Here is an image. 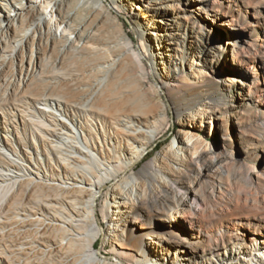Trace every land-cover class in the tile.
<instances>
[{"label":"bare ground","instance_id":"1","mask_svg":"<svg viewBox=\"0 0 264 264\" xmlns=\"http://www.w3.org/2000/svg\"><path fill=\"white\" fill-rule=\"evenodd\" d=\"M111 11L129 18L136 47ZM221 16L207 0H0V75L16 68L3 135L21 104L45 107L41 121L19 119L41 158L0 137V264H254L227 251L234 231H206L221 192L235 218H264L225 187L253 190L262 176L233 150L264 153V104ZM170 115L173 140L137 169ZM250 241L264 264V241Z\"/></svg>","mask_w":264,"mask_h":264},{"label":"rangeland","instance_id":"2","mask_svg":"<svg viewBox=\"0 0 264 264\" xmlns=\"http://www.w3.org/2000/svg\"><path fill=\"white\" fill-rule=\"evenodd\" d=\"M207 4L208 7L212 9L213 13L215 11L219 15H222L221 17L225 15L223 21H225V24L230 25L228 27L230 33L237 34V36L239 37L238 50H237L238 52L237 54H234L236 60L235 65H237L238 67L240 66V68L246 71L247 74H249V76L251 77V79L252 77L256 76L258 91L254 95L253 101H257L259 102V104L263 105L264 104V0H207ZM111 12L115 16H117L119 22L123 26V32L130 36V38L134 42V46L136 47L137 37L134 33L132 25L128 21L129 18L124 17L121 13L118 14L114 11ZM200 35L202 36V34H198V40H200L199 37ZM204 35L203 37L206 39L205 41L206 43L210 44L211 42L218 49L223 48L224 46L223 39L221 40L218 34L216 33L208 34V32L205 31ZM194 42H195V46L196 44H199L198 41L196 40ZM230 58L231 56L229 57V59ZM158 66L160 68V65ZM146 67L150 70L151 66L149 63L146 62ZM8 74L7 75L5 74L6 81L0 82L1 83L0 94H2L4 91H7L9 89L10 81L13 80L14 75L16 76V68L14 70L12 69L11 72H9ZM4 76L0 75V78H3ZM149 79L152 83L154 84L156 83L151 74L149 75ZM27 105L25 104L24 107L21 104L19 107L20 111H18L19 113H17L15 119L12 117L10 119V122H8L7 125L10 130V133L7 134L8 136L3 135L2 127L4 125L2 124V127L0 128V137L5 136L8 139H10V143H12V146L15 149L21 148L23 151H25V153H27L28 156L34 157V154L35 155L37 154L38 157L41 158V149H38L39 151L37 152L36 149L30 145V141L32 143V141H34L36 138V133L34 132L35 130L34 129L31 130V128L24 127L19 119L21 118L20 116H23L25 118V121L29 124H32L35 121L36 122L41 121L42 118L41 115L38 113V108L45 109V107L43 105H40L39 103L30 104V105L27 103ZM4 111L6 112L5 113L6 115L10 114L9 113L10 109L7 106L4 108ZM56 114L60 115V112H56ZM259 115H261V112H259ZM17 116L19 117L17 118ZM0 118L1 121L3 122L4 119L2 114H0ZM58 118L61 117L58 116ZM176 128H177L176 118L170 115V118L168 119V123L164 127L163 132L160 134L157 140L150 145L148 154L143 158V160L140 161L137 169H140L145 162H148L156 153H158L161 149H163L173 140ZM209 128H210V123L209 121H206L204 124V129L205 130L207 129V132H209ZM22 135H24L25 137ZM210 142L211 144L221 146L222 136L219 133H216L215 136H213L210 139ZM4 152L7 153V151L5 150ZM233 152L237 155V157H239V159H241L240 161L243 163V165L245 166L248 165L251 168L257 169L259 174L262 176L255 179L253 190H251V188H248L245 185H240L235 183L227 184L228 186L225 187L235 192L234 203L238 204V206L242 208L243 207L246 208L248 206L247 200L252 199L255 205L259 209H262L264 211V177H263L264 153H260L259 155L255 156L254 160H250L249 158L240 156L239 151L236 148L233 150ZM3 158L5 160L8 159L6 158V156L4 157L1 154V148H0L1 169H2V165L8 161L7 160L5 162ZM0 184L2 185V183ZM224 195L225 192H221V195L220 194L216 195V197L213 199L214 202H212V204L215 207L216 212L219 213V220L215 222L216 226L211 225L212 227L209 226L206 229V231L212 232L214 231L215 228H222L223 232L226 234H229L228 233L229 231H234L235 238L232 240V243H230L227 246V251H231L233 254L236 255V257H241V258L243 257L242 255L243 253L246 254L247 252L248 254L251 252L250 253L251 259L252 261H254L253 263L255 264L257 260H259L258 258L259 254H257L256 252L253 253L251 251V248L253 251L256 249L254 247V245H256V242H251L250 240L258 238L260 241H264V220H263L264 218L263 217L261 218L260 215L258 214L257 215L244 214L242 218L241 217L238 219L235 218V216L231 214L232 211L230 207L229 206L227 207V203H225L226 201L223 200ZM0 199H1V195H0ZM100 246H101V241L99 240V242L96 244V250L98 253H100ZM100 254L102 256H106V257L108 256L107 259L110 260L109 257L111 256V254L109 253V251H102Z\"/></svg>","mask_w":264,"mask_h":264}]
</instances>
